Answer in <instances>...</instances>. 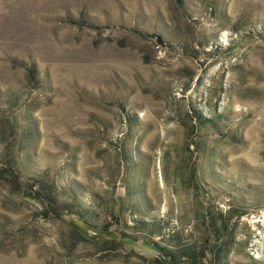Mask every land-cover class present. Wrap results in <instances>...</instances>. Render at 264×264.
Instances as JSON below:
<instances>
[{
    "label": "rangeland",
    "instance_id": "rangeland-1",
    "mask_svg": "<svg viewBox=\"0 0 264 264\" xmlns=\"http://www.w3.org/2000/svg\"><path fill=\"white\" fill-rule=\"evenodd\" d=\"M0 264H264V0H0Z\"/></svg>",
    "mask_w": 264,
    "mask_h": 264
}]
</instances>
